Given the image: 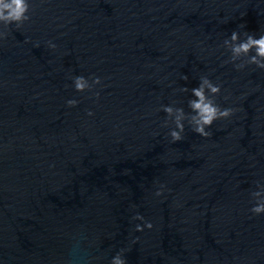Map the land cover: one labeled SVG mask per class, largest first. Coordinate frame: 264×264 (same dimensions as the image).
Here are the masks:
<instances>
[{"label":"water","instance_id":"95a60500","mask_svg":"<svg viewBox=\"0 0 264 264\" xmlns=\"http://www.w3.org/2000/svg\"><path fill=\"white\" fill-rule=\"evenodd\" d=\"M29 3L0 25V264H264V69L224 45L264 34V0ZM202 76L233 115L172 142L162 106L191 113Z\"/></svg>","mask_w":264,"mask_h":264},{"label":"clouds","instance_id":"9594fccd","mask_svg":"<svg viewBox=\"0 0 264 264\" xmlns=\"http://www.w3.org/2000/svg\"><path fill=\"white\" fill-rule=\"evenodd\" d=\"M29 13V0H0V25L4 28H8L13 24L20 28L31 19ZM7 35V32L0 30V39H4ZM243 35L245 39L241 40L240 33L233 31L230 39L224 41L225 47L231 52L230 61H225V63L233 62L237 70L242 69L246 64H254L264 69V34L256 38L253 34L246 31ZM35 46L38 47L39 45ZM48 47L55 49L56 45L49 41ZM242 57L247 59L236 64L235 62ZM90 79L91 83L89 82ZM184 79L186 80L187 77L185 76ZM73 84L77 92L92 91L96 85L101 84V79L99 77L85 78L84 76H76L73 78ZM181 90L188 91L186 87ZM191 92L195 97V99L188 101L191 113H185L183 108L162 106V110L167 114L168 120H171L175 125L174 129L169 132L172 142H178L184 138L182 134L185 131V120H187L193 132L202 137H209L211 133L206 129L210 128L216 120L227 119L233 115V109H222L216 103L215 97L220 94L221 86L218 83H213L207 76H202L198 87L191 89ZM94 95L98 98L99 92H95ZM77 103L78 101L75 99L67 101L69 107H75ZM88 115L91 116L93 113L89 111ZM168 120L165 121V126H167ZM257 187L259 190L251 193L255 203L249 211L253 215L259 216L264 214V184H258ZM162 190L163 186L156 192V195H162ZM132 219L143 220L144 217L137 214ZM152 227L151 222L145 221L143 225L137 224L135 230L143 231L144 228L151 229ZM122 252L123 250L118 252L112 258L110 264H127Z\"/></svg>","mask_w":264,"mask_h":264}]
</instances>
